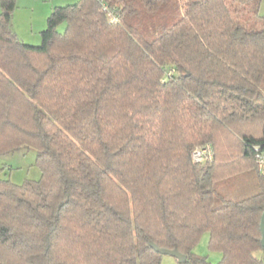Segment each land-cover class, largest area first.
<instances>
[{
  "label": "trees",
  "instance_id": "1",
  "mask_svg": "<svg viewBox=\"0 0 264 264\" xmlns=\"http://www.w3.org/2000/svg\"><path fill=\"white\" fill-rule=\"evenodd\" d=\"M252 1L77 0L30 44L0 0V155L33 147L41 171L0 177V264H160L150 242L186 254L177 264H264ZM252 169L248 195L218 190ZM205 232L216 262L193 251Z\"/></svg>",
  "mask_w": 264,
  "mask_h": 264
},
{
  "label": "rangeland",
  "instance_id": "2",
  "mask_svg": "<svg viewBox=\"0 0 264 264\" xmlns=\"http://www.w3.org/2000/svg\"><path fill=\"white\" fill-rule=\"evenodd\" d=\"M76 1L77 0H59L58 3L65 5L66 3H74ZM41 2L38 1L39 5L42 4ZM44 2H47L48 5L52 3L50 0H45ZM45 5L46 4H44V6ZM249 6L251 7V10L248 12V15L251 18H248L247 21L251 20L250 22L256 27L264 26V0H259L258 2L256 1V3L253 0ZM17 8L16 12L21 14V22L24 21L25 26H29V16L27 17V14L30 11L26 6H20ZM176 14H178V11H173L170 13L171 16H175ZM64 28L65 22L58 25L59 31H63ZM33 30H35V33H31V38H24L25 41H23L30 44H39L41 42L40 33L36 32L35 28H33ZM35 157L36 151L33 147H22L19 150L1 154L0 177L8 178L15 183H21L25 179H38L41 175V171L36 164ZM224 180L217 185V188L221 193L230 197H243L256 189V184H254V182H256V177L255 171L253 169L244 173H239ZM193 251L200 255H206L207 259L211 262H216L221 257L220 252L209 250L207 248V233L202 234L200 240L195 246V249L193 248ZM175 260L176 258L174 256L169 254H161L160 264H170L168 263L169 261L172 262Z\"/></svg>",
  "mask_w": 264,
  "mask_h": 264
},
{
  "label": "crops",
  "instance_id": "3",
  "mask_svg": "<svg viewBox=\"0 0 264 264\" xmlns=\"http://www.w3.org/2000/svg\"><path fill=\"white\" fill-rule=\"evenodd\" d=\"M38 1L39 2L42 1L41 2L42 4L39 5ZM44 1L45 0H23V1L22 0H15V4L17 7L26 6L27 9L30 11L27 14V17L29 16V19H28L29 23H30L29 26H25L24 21L21 22V14L19 12H16V10L18 9L16 6L15 7L17 9L15 8L12 12L11 28L15 32V34L18 36V38L21 39L22 41L23 40L25 41L24 38H31L30 37V36H32L31 33H35V30H33V28H35L36 32H38V33H40V31L43 28H45L47 16L49 15L50 11L52 10V8L54 6L64 5V4L58 3L59 0H56V1L50 0L52 3L49 5L47 2H44ZM44 4H46V5L44 6ZM26 28H28V29H26ZM33 38H34V36H33ZM254 184H255V182H254ZM207 238H208V234H207ZM194 249H195V247H194ZM168 263L177 264V260L172 261V262L169 261Z\"/></svg>",
  "mask_w": 264,
  "mask_h": 264
},
{
  "label": "built area",
  "instance_id": "4",
  "mask_svg": "<svg viewBox=\"0 0 264 264\" xmlns=\"http://www.w3.org/2000/svg\"><path fill=\"white\" fill-rule=\"evenodd\" d=\"M106 8V6H105ZM108 14L110 15L111 20H115L116 17L112 15L110 10H107ZM256 154H255V161L256 165L259 169L264 168V151L260 150L258 146L255 147ZM195 160H203L204 157H211V149L209 145H206L205 147H197L194 149L192 153Z\"/></svg>",
  "mask_w": 264,
  "mask_h": 264
},
{
  "label": "water",
  "instance_id": "5",
  "mask_svg": "<svg viewBox=\"0 0 264 264\" xmlns=\"http://www.w3.org/2000/svg\"><path fill=\"white\" fill-rule=\"evenodd\" d=\"M259 226H260V231H261V244L262 246H264V209L260 217ZM150 245L155 251L161 254H169L171 256H174L179 263H183L187 258L186 254L178 251L176 248L160 247L153 242H150Z\"/></svg>",
  "mask_w": 264,
  "mask_h": 264
}]
</instances>
